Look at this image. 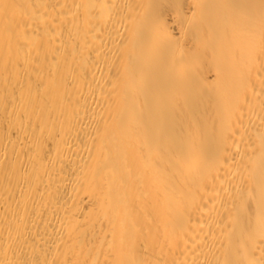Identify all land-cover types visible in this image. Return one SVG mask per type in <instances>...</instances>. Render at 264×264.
<instances>
[{
	"label": "bare ground",
	"instance_id": "1",
	"mask_svg": "<svg viewBox=\"0 0 264 264\" xmlns=\"http://www.w3.org/2000/svg\"><path fill=\"white\" fill-rule=\"evenodd\" d=\"M0 264H264V0H0Z\"/></svg>",
	"mask_w": 264,
	"mask_h": 264
}]
</instances>
